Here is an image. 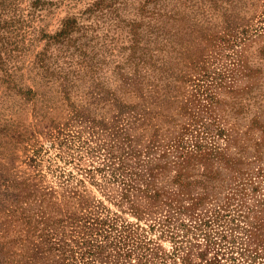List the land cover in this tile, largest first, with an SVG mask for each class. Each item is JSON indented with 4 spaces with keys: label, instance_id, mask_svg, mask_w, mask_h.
<instances>
[{
    "label": "rangeland",
    "instance_id": "374dc122",
    "mask_svg": "<svg viewBox=\"0 0 264 264\" xmlns=\"http://www.w3.org/2000/svg\"><path fill=\"white\" fill-rule=\"evenodd\" d=\"M187 250L264 264V0H0V264Z\"/></svg>",
    "mask_w": 264,
    "mask_h": 264
},
{
    "label": "trees",
    "instance_id": "16d2710c",
    "mask_svg": "<svg viewBox=\"0 0 264 264\" xmlns=\"http://www.w3.org/2000/svg\"><path fill=\"white\" fill-rule=\"evenodd\" d=\"M182 226H184V225H182ZM181 229L184 231L185 234L187 233L188 228H186V230H185V229H183V227H181ZM170 236L173 238L175 235H173V233H171ZM211 243H214V242L211 241ZM178 249H181V246L180 245L174 249L175 250L174 252L177 253V250ZM127 250L133 251L134 250V245L128 247ZM223 254H225V253H223V252L222 253H219L218 251H215L212 254V256H210L208 258L205 257V260L206 261H204V262H206V264H225L224 261L222 260ZM202 255H204V253H202ZM227 258L233 259V257H231V256L230 257H226V259ZM184 260L186 261L185 264H195L192 261H190V251L189 250L186 251V257H184ZM84 262H86L85 264H89V262H87V260L84 261ZM120 264H134V263L133 262H129L128 263L127 260H124V261H121Z\"/></svg>",
    "mask_w": 264,
    "mask_h": 264
}]
</instances>
